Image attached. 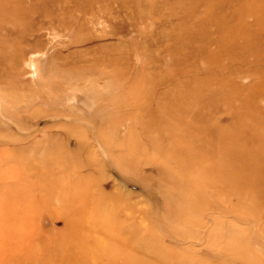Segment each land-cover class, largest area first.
<instances>
[{
	"label": "rangeland",
	"instance_id": "rangeland-1",
	"mask_svg": "<svg viewBox=\"0 0 264 264\" xmlns=\"http://www.w3.org/2000/svg\"><path fill=\"white\" fill-rule=\"evenodd\" d=\"M0 264H264V0H0Z\"/></svg>",
	"mask_w": 264,
	"mask_h": 264
},
{
	"label": "bare ground",
	"instance_id": "bare-ground-1",
	"mask_svg": "<svg viewBox=\"0 0 264 264\" xmlns=\"http://www.w3.org/2000/svg\"><path fill=\"white\" fill-rule=\"evenodd\" d=\"M87 165H88V164H87ZM84 167H85V166H84ZM98 190H99V189H98ZM104 192H105V191H104ZM78 211H79V210H78ZM101 229H102V228H101ZM75 233H76V232H75ZM77 233H78V232H77ZM68 235H69V234H68ZM68 235H67V236H68ZM58 238H59V237H58ZM62 240H66V239L63 238ZM55 241H56V240H55ZM56 242L58 243V241H56ZM51 247H52V246H51Z\"/></svg>",
	"mask_w": 264,
	"mask_h": 264
}]
</instances>
